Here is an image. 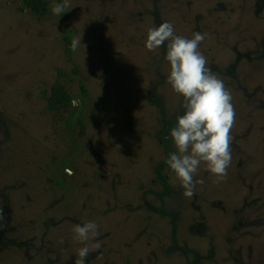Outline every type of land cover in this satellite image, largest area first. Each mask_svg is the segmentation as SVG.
Segmentation results:
<instances>
[{
    "label": "rangeland",
    "instance_id": "1",
    "mask_svg": "<svg viewBox=\"0 0 264 264\" xmlns=\"http://www.w3.org/2000/svg\"><path fill=\"white\" fill-rule=\"evenodd\" d=\"M0 0V264H264V0ZM199 51L231 93V163L191 198L167 165L184 114L167 44ZM82 41L72 51L73 38Z\"/></svg>",
    "mask_w": 264,
    "mask_h": 264
},
{
    "label": "clouds",
    "instance_id": "2",
    "mask_svg": "<svg viewBox=\"0 0 264 264\" xmlns=\"http://www.w3.org/2000/svg\"><path fill=\"white\" fill-rule=\"evenodd\" d=\"M69 5L67 0L54 3L51 11L54 15L65 13ZM204 34L194 32L191 39L174 34V26L164 22L148 31L145 47L155 50L167 41L165 59L170 64L167 83L183 97L184 114L177 117V123L170 129L169 138L177 152L170 154L167 165L180 180L183 195L191 198L196 185L203 180L194 179L201 163H205L209 172L219 182L227 175L231 163L230 130L235 122V110L231 93L211 69L207 67V58L199 51ZM82 38H73L72 51H76ZM4 219L0 208V220ZM98 225L88 221L73 228L74 238L86 246L78 250L75 264H85V258L91 251L101 247L99 242L87 246V242L97 236Z\"/></svg>",
    "mask_w": 264,
    "mask_h": 264
},
{
    "label": "trees",
    "instance_id": "3",
    "mask_svg": "<svg viewBox=\"0 0 264 264\" xmlns=\"http://www.w3.org/2000/svg\"><path fill=\"white\" fill-rule=\"evenodd\" d=\"M26 2L34 10L44 13L47 10L49 0H26Z\"/></svg>",
    "mask_w": 264,
    "mask_h": 264
}]
</instances>
